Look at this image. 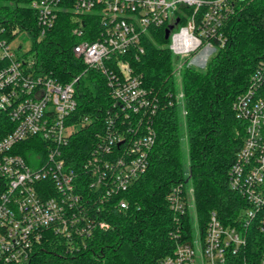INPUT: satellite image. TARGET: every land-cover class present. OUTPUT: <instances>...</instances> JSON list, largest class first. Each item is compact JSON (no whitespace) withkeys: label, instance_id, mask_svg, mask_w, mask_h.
Returning a JSON list of instances; mask_svg holds the SVG:
<instances>
[{"label":"built area","instance_id":"1","mask_svg":"<svg viewBox=\"0 0 264 264\" xmlns=\"http://www.w3.org/2000/svg\"><path fill=\"white\" fill-rule=\"evenodd\" d=\"M242 1L27 0L36 17L31 31L10 27L0 8V264H29L49 234L80 249L86 246L83 238L110 227L96 213L128 208L124 194L149 168L156 143L152 124L161 103L134 74L131 60L145 52L151 30L173 27L168 40L176 71L206 67L208 54L226 41L224 29ZM64 10L80 21L73 30L82 39L73 47L75 57L85 72L96 70L107 80L111 105L102 121L77 115L80 77L61 84L35 73L34 60L13 50L22 31L36 32L37 43L43 40ZM183 98L178 93L177 103ZM234 109L244 139L229 186L247 208L233 226L224 225L217 212L203 230L195 220L190 236L157 264H228L246 247L253 224L264 232V58ZM85 128L92 129L93 145L83 160L72 161L67 149ZM25 144L39 148L30 163L21 154ZM185 188L169 195L176 216L194 211L193 189L186 195Z\"/></svg>","mask_w":264,"mask_h":264},{"label":"trees","instance_id":"2","mask_svg":"<svg viewBox=\"0 0 264 264\" xmlns=\"http://www.w3.org/2000/svg\"><path fill=\"white\" fill-rule=\"evenodd\" d=\"M0 1L4 2L1 15L9 19L10 27L35 30L36 17L27 0ZM90 20L85 19L84 26ZM79 23L73 12L64 10L42 41L37 43V33L31 32L35 73L61 84L80 77L77 115L101 119L111 105L110 90L105 76L96 70L85 72L73 53L82 40L73 34ZM224 33L226 41L218 44L205 71L178 72L165 27L151 30L143 42L145 52L131 60L134 74L161 102L152 124L156 143L148 170L124 194L127 209L112 207L96 213L110 227L83 238L85 248H69L65 239L49 234L29 264H157L173 253L177 241L190 236L195 220L203 230L210 214L217 212L224 225L238 224L247 204L229 186L230 170L244 139V124L234 105L264 58V0H243ZM180 92L184 98L178 104ZM92 145V129L85 128L73 138L67 155L81 161ZM22 149L28 163L39 153L35 144ZM178 186H186V195L193 189L194 211L176 216L169 195ZM247 234L246 247L228 264H264V232L255 223Z\"/></svg>","mask_w":264,"mask_h":264},{"label":"rangeland","instance_id":"3","mask_svg":"<svg viewBox=\"0 0 264 264\" xmlns=\"http://www.w3.org/2000/svg\"><path fill=\"white\" fill-rule=\"evenodd\" d=\"M3 3H4L3 1H0V5H2ZM20 46H22V49H20ZM12 47L15 54L18 57H24L27 60H32L34 58L35 41L32 35H30L28 31H22L21 33H19L16 36V38L13 40ZM215 54L216 52L211 51L207 56L206 63L209 62V60L213 58ZM193 68L198 71H205L204 65L202 66V65L194 64ZM187 195H190V193H187ZM188 199L192 200L191 198Z\"/></svg>","mask_w":264,"mask_h":264},{"label":"water","instance_id":"4","mask_svg":"<svg viewBox=\"0 0 264 264\" xmlns=\"http://www.w3.org/2000/svg\"><path fill=\"white\" fill-rule=\"evenodd\" d=\"M173 27H170L168 28L166 31H165V38L168 40L169 38V35H170V30L172 29Z\"/></svg>","mask_w":264,"mask_h":264}]
</instances>
